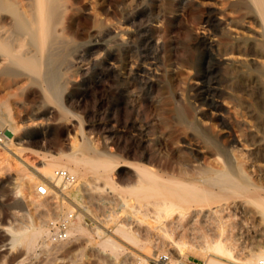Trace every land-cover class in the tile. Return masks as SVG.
<instances>
[{"label": "bare ground", "instance_id": "1", "mask_svg": "<svg viewBox=\"0 0 264 264\" xmlns=\"http://www.w3.org/2000/svg\"><path fill=\"white\" fill-rule=\"evenodd\" d=\"M172 5L171 0H0V123L6 121L7 128L14 129L12 111L28 117L38 107L30 104L35 98L47 112L55 107L66 116L58 101V76L62 71L74 75L100 62L127 91L130 138L122 151L132 146L139 151L135 160H129L125 153L107 152V145L97 150L80 126L79 143L73 142L69 152L43 154L38 166L21 157L23 148L10 150L11 141L0 138V147L11 152L1 153L0 163L25 176L16 191L37 207L42 202L31 195L33 185L44 182L47 197L69 200L74 192L72 199L80 201L81 189L92 183H87L90 176L100 184L91 188L116 193L117 210L127 217L140 214L136 202L149 205L157 225L170 215L178 225L185 218L194 224L201 216L229 208V216L248 217L252 228L264 235V0H207L199 6L188 1L177 27L186 34L179 42L182 54L167 58L176 59V71H169L154 52L166 49L170 21L164 22L160 35L150 28L157 13L172 11ZM191 30L198 35L189 36ZM111 38L114 47L107 44ZM139 39L144 48L136 55ZM81 43L83 48L70 58ZM179 81L182 101L174 97ZM213 118L225 122L215 129ZM9 156H16L18 163ZM257 160L263 165L253 178L247 168H254ZM191 162L197 164L190 168ZM56 167L73 173L75 179H56L52 175ZM69 209L77 220L70 221L67 238L93 232L102 249L117 253L118 242L96 225L87 229L79 207ZM44 219L40 214L39 223L18 233L17 242L30 248L36 237L47 236ZM115 222L114 232L138 242L130 226ZM162 230L160 226L157 231L166 234ZM209 240L208 249L227 256L222 258L229 264H257L264 256V245L238 256L221 239ZM176 263L185 264L169 257L165 262ZM138 264L149 261L138 258ZM207 264L227 263L210 258Z\"/></svg>", "mask_w": 264, "mask_h": 264}, {"label": "rangeland", "instance_id": "2", "mask_svg": "<svg viewBox=\"0 0 264 264\" xmlns=\"http://www.w3.org/2000/svg\"><path fill=\"white\" fill-rule=\"evenodd\" d=\"M188 1L190 0H171L173 10H160L156 19L150 22L151 30L160 35L164 22L170 21L165 37L166 49L154 50L152 48L158 54L159 61L165 63L169 71L177 70L175 58L172 57L167 61L169 55L181 56L182 54L179 42L185 41L186 34L183 33L184 31H177V27L183 23L182 10ZM192 1L196 6H199L207 0ZM104 6L109 10L108 5ZM228 21L226 20V22ZM189 34L191 37L198 35L195 30H191ZM87 40L88 38L85 36L81 42ZM159 40V44L162 43V39ZM138 42L134 48L136 55L140 54L144 48L140 39ZM107 44L110 47L116 46L113 38L108 40ZM82 46H84L82 43L81 46L80 44L76 46L70 58H73L83 48ZM90 65L87 69L78 71L74 75L62 71L63 73L58 76V101H60V107L68 113L66 116L59 115L55 107H51L52 111L47 112L45 105L39 98H35L30 101V104H36L38 107L28 117L20 115L16 110L12 111L11 119L14 129L7 128L6 121L2 122L3 124L0 123V138L11 141L10 150L14 151V148L17 147L23 148L21 157L38 166L41 163L40 159H43V154L55 155L59 152H69L73 142L79 143L81 140L79 128L81 126L85 137L88 138L93 148L103 150L107 145L109 153H125L129 160L136 159L139 151H134L133 146L129 147V150L122 151L125 140L130 138L131 120L127 91L119 83L117 75L113 71L106 69L100 62ZM193 71H191V78H194ZM158 76L159 80L160 75ZM158 80L155 82V86H158ZM182 88L183 81H179L174 87V97L178 101H182ZM151 99L152 97H148V100ZM212 120L215 129L225 122L220 118ZM180 138H183V135H180ZM10 150L0 147V155L1 153L10 155ZM9 157L13 162L18 163L15 159L16 156ZM210 158L212 161L214 156ZM262 162V160H257L254 168H250V166L247 168L253 178L258 177L262 169ZM196 164L197 162H191L188 166L192 168ZM27 170L33 173L32 168L28 167ZM127 171L124 170L122 175L126 176ZM17 174L14 168L5 167L0 163V264H138V258L148 259L149 264H161L153 260L158 254L164 253L167 254L169 260L179 259L185 264H207L210 258L229 264V260L222 258L227 256L219 253L222 255L219 257L218 253L214 254L213 250L208 249L209 239H221L227 249L229 250L231 247L232 252L238 256L247 253L249 248L257 250L258 247L264 245V235L252 228L253 221L239 213L229 216V208L208 216H201L194 224L192 221L189 222V218H185L179 225L176 223L175 215L163 218L157 225L158 221H155L152 216L150 217L152 213L149 210V205L143 202L135 203L139 210L138 213H140L136 217L119 214L116 193L114 191H104V193L95 190V187L91 188L90 185L93 187V185L100 184L90 176L87 177V183L90 184L91 181L92 183L81 189L80 201L72 199L76 196L74 192L70 195L71 199L61 198L62 201L53 196L37 195L33 185L31 195L42 202L37 207L31 203L29 196L16 191V189L18 190L16 186L22 180L24 182L27 180L25 176ZM115 176H118L117 172ZM116 181L120 183L119 177ZM70 206L79 207L83 211L82 221L87 229L96 225L118 242L120 247L116 254H112L108 249H102L99 235L93 232L82 237L68 236L60 242L51 241L48 239V235L39 236L34 239L30 248H26L15 239L20 233L31 230L32 224H38L40 214L43 213L45 216L43 220L45 223H43L47 228L46 221L49 217L72 211L69 209ZM76 220L74 214L71 223ZM114 221H117L115 224L125 223L130 226L131 230L136 232L138 242L125 240L116 231L114 232L111 228L114 227ZM172 222L175 223L172 224ZM160 226L164 227L166 234L161 235V230L157 231Z\"/></svg>", "mask_w": 264, "mask_h": 264}, {"label": "built area", "instance_id": "3", "mask_svg": "<svg viewBox=\"0 0 264 264\" xmlns=\"http://www.w3.org/2000/svg\"><path fill=\"white\" fill-rule=\"evenodd\" d=\"M53 177L62 181V182H72L75 179L73 173L69 172L65 168L56 167L52 171ZM34 192L37 195L45 196L47 194V185L44 182H39L35 188ZM74 214L72 211L67 213L55 214L52 217H49L46 221L48 228V239L51 241H61L67 238V228L70 221L73 219ZM168 256L166 253L157 255L153 260L154 262H159L165 264ZM257 264H264V256H260L257 259Z\"/></svg>", "mask_w": 264, "mask_h": 264}]
</instances>
